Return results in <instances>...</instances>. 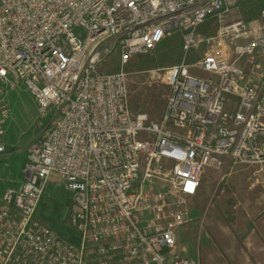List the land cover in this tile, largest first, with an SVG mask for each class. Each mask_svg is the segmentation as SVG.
Instances as JSON below:
<instances>
[{"label":"built area","instance_id":"2783aa9c","mask_svg":"<svg viewBox=\"0 0 264 264\" xmlns=\"http://www.w3.org/2000/svg\"><path fill=\"white\" fill-rule=\"evenodd\" d=\"M244 1L0 0V155L5 85L45 119L0 193V264H200L175 248L205 169L264 184V0ZM172 33L179 61L147 71L169 87L153 119L129 106L126 66ZM50 181L70 192L78 242L36 215Z\"/></svg>","mask_w":264,"mask_h":264},{"label":"rangeland","instance_id":"374dc122","mask_svg":"<svg viewBox=\"0 0 264 264\" xmlns=\"http://www.w3.org/2000/svg\"><path fill=\"white\" fill-rule=\"evenodd\" d=\"M250 2L251 0L242 2V8ZM211 26L210 22H205L199 30L210 32L213 30ZM177 57H181V42L179 34L172 33L162 39L150 56H139L126 66L128 102L133 111L147 112L153 119L161 116L169 87L161 78L151 80L147 71L174 64L180 59H176ZM4 90V99L10 113L4 120L5 133L1 137L5 152L0 155V163L6 166L1 168V172L4 171L3 175L6 177H14L12 180L16 176L22 179L20 170L31 147L39 143L45 133V119L40 117L33 96L22 82H15L12 87L5 85ZM229 167L226 165L217 169L206 168L201 175L197 194L186 197L183 203V207L188 211L189 221L176 229L177 246L182 244L179 252L197 259L200 264H232L229 248L238 255L243 252L245 246L237 233L238 225L225 221L222 215L218 216L217 229L220 237H214L212 232L208 231L209 227H205V222L202 219L197 220L198 213H206L207 209L211 211L212 208L221 212L252 207L256 210L263 209V214L259 217H264V184H253L254 177L248 169ZM55 186L63 187L54 181L48 183L39 201L42 205L41 215H36L57 234L78 242L77 230L69 220L71 201L66 191L60 188L53 193ZM177 246L175 250L178 252ZM113 264L139 263L116 261Z\"/></svg>","mask_w":264,"mask_h":264},{"label":"crops","instance_id":"0c3cea01","mask_svg":"<svg viewBox=\"0 0 264 264\" xmlns=\"http://www.w3.org/2000/svg\"><path fill=\"white\" fill-rule=\"evenodd\" d=\"M1 159V158H0ZM5 167V165H1L0 163V193L3 191L4 188L8 186H18L21 179H18V177L14 180H12L14 177L10 178L3 175V172H1V168ZM3 168V170H5ZM21 171V170H20ZM12 181H10V180ZM48 185V184H47ZM46 185V187H47ZM49 188V186H48ZM62 189L64 192L66 191L69 201L70 200V192L64 187L55 186L52 189V192H56L57 189ZM59 189V190H60ZM42 205L39 204L37 208V213L41 215V208ZM72 208V204L69 207ZM69 209V211H70ZM211 209V208H210ZM261 214H263V209L256 210L255 208L250 209H244V210H221V212L214 208L210 211L207 209L206 213H198V219L197 220H203L205 222V227H209L208 231L212 232V236L214 237H220L219 230L217 229V222H218V216L225 217V221L227 222H233V224L238 225L237 233L242 238V243L245 246V249L242 250L243 252L239 253L238 255L234 254L235 251L230 250V257L232 259V264H264V217H259ZM209 237V234H208ZM226 238H228L226 236ZM225 239V238H223ZM229 239V238H228ZM225 241V240H224ZM182 247V244H179L178 252L176 253L186 256V254H183L179 252L180 248ZM227 247V246H226ZM176 249V248H175ZM207 249L210 250V246L207 245ZM183 252V251H182ZM188 257V255H187Z\"/></svg>","mask_w":264,"mask_h":264},{"label":"trees","instance_id":"16d2710c","mask_svg":"<svg viewBox=\"0 0 264 264\" xmlns=\"http://www.w3.org/2000/svg\"><path fill=\"white\" fill-rule=\"evenodd\" d=\"M256 12L254 11V12H252V13H250V14H248V15H252V14H255ZM180 57H177L176 59H179Z\"/></svg>","mask_w":264,"mask_h":264}]
</instances>
